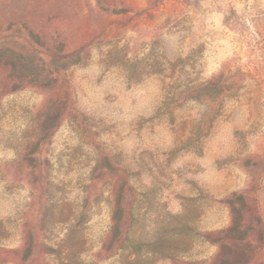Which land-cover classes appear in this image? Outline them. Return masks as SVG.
<instances>
[{"label": "rangeland", "instance_id": "obj_1", "mask_svg": "<svg viewBox=\"0 0 264 264\" xmlns=\"http://www.w3.org/2000/svg\"><path fill=\"white\" fill-rule=\"evenodd\" d=\"M0 264H264V0H0Z\"/></svg>", "mask_w": 264, "mask_h": 264}]
</instances>
